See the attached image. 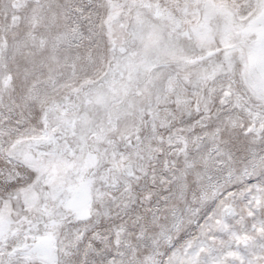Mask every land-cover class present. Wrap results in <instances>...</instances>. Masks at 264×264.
<instances>
[{
  "label": "snow or ice",
  "instance_id": "snow-or-ice-1",
  "mask_svg": "<svg viewBox=\"0 0 264 264\" xmlns=\"http://www.w3.org/2000/svg\"><path fill=\"white\" fill-rule=\"evenodd\" d=\"M0 264H264V0H0Z\"/></svg>",
  "mask_w": 264,
  "mask_h": 264
}]
</instances>
